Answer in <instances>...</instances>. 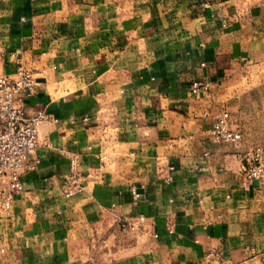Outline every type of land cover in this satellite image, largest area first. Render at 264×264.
Here are the masks:
<instances>
[{"label": "crops", "instance_id": "1", "mask_svg": "<svg viewBox=\"0 0 264 264\" xmlns=\"http://www.w3.org/2000/svg\"><path fill=\"white\" fill-rule=\"evenodd\" d=\"M0 50V73L18 60L43 78L27 103L51 117L0 214V264H264V179L242 184L264 144V0H0ZM223 111L237 144L211 138ZM73 155L90 177L67 197ZM140 214L153 225L119 230Z\"/></svg>", "mask_w": 264, "mask_h": 264}, {"label": "built area", "instance_id": "2", "mask_svg": "<svg viewBox=\"0 0 264 264\" xmlns=\"http://www.w3.org/2000/svg\"><path fill=\"white\" fill-rule=\"evenodd\" d=\"M3 54L4 51L0 50V57ZM16 63L11 73H0V214L6 218L13 217L14 203L25 192L24 175L37 168L33 155L39 146L40 127L51 119L43 108L30 110L27 103L28 98L36 93L45 81L38 72L25 67L18 60ZM213 84L210 80H194L190 93L196 99L208 98L211 96ZM210 134L212 140L220 144H237L242 139V133L235 127L229 111H223L216 118ZM97 157L101 162L100 169L108 165L109 158L106 153L100 152ZM70 166V175L64 188L67 197L87 190L86 181L90 177L83 174L82 160L78 155L70 157ZM173 169L174 167L170 166V170ZM242 170L244 186L264 179V144L253 145L245 152ZM164 180L171 182V173H167ZM131 193L135 201L145 196L135 185L132 186ZM150 225H153V222L147 221L144 214H140L136 219L120 216L117 220V226L122 232L147 230ZM166 230L174 233L175 223H168ZM206 258L218 260L221 253L217 248L210 246Z\"/></svg>", "mask_w": 264, "mask_h": 264}, {"label": "rangeland", "instance_id": "3", "mask_svg": "<svg viewBox=\"0 0 264 264\" xmlns=\"http://www.w3.org/2000/svg\"><path fill=\"white\" fill-rule=\"evenodd\" d=\"M230 112V111H229Z\"/></svg>", "mask_w": 264, "mask_h": 264}]
</instances>
